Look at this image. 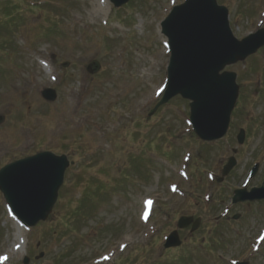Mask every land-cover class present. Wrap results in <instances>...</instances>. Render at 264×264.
<instances>
[{
    "label": "rangeland",
    "instance_id": "rangeland-1",
    "mask_svg": "<svg viewBox=\"0 0 264 264\" xmlns=\"http://www.w3.org/2000/svg\"><path fill=\"white\" fill-rule=\"evenodd\" d=\"M183 1L0 0V168L42 151L71 162L50 215L18 236L0 193V264H264V201L231 204L264 177V46L225 68L238 98L221 140L195 136L179 96L149 115L168 60L160 22ZM216 1L237 39L264 28V0ZM181 216L200 226L163 248Z\"/></svg>",
    "mask_w": 264,
    "mask_h": 264
},
{
    "label": "water",
    "instance_id": "water-1",
    "mask_svg": "<svg viewBox=\"0 0 264 264\" xmlns=\"http://www.w3.org/2000/svg\"><path fill=\"white\" fill-rule=\"evenodd\" d=\"M109 1L118 8L129 0ZM161 27L167 38L170 59L165 92L151 114L158 106L180 95L190 101L189 118L197 137L205 142L223 138L238 96L235 73L223 70L255 54L264 45V29L237 40L228 24L227 9L219 6L216 0H186L171 9ZM97 70L96 62L88 67L90 73ZM42 95L48 101H54L56 97L52 89L44 90ZM2 121L3 117H0V123ZM243 138L241 130L237 136L239 144ZM234 165V159L230 158L223 168L222 177ZM68 166L66 156L42 152L0 169V191L12 213L24 226L32 227L47 219ZM260 200H264V179L259 188L236 190L232 197L233 203ZM192 221L191 217H181L178 227L186 228ZM199 222V219L194 221L192 231L197 229ZM179 245L178 235L173 232L165 247Z\"/></svg>",
    "mask_w": 264,
    "mask_h": 264
},
{
    "label": "bare ground",
    "instance_id": "bare-ground-1",
    "mask_svg": "<svg viewBox=\"0 0 264 264\" xmlns=\"http://www.w3.org/2000/svg\"><path fill=\"white\" fill-rule=\"evenodd\" d=\"M105 2H106V0H105ZM107 6H108V4H107ZM106 6V7H107ZM163 56H164V54L163 53H160L159 55H158V60H157V62H156V64L158 65L159 64V62H162V60H161V58H163ZM16 224L18 225V227H16L17 229H18V231H17V233H16V236H17V234L18 235H20V232L22 231V229H21V227L19 226V224L16 222ZM16 254H18V250H17V248H15V251H14V253L12 254L13 256L14 255H16ZM6 259H8V260H10V258H11V256H9L8 255V252H7V256L5 257Z\"/></svg>",
    "mask_w": 264,
    "mask_h": 264
}]
</instances>
